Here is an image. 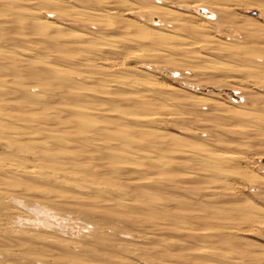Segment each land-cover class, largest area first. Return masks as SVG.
<instances>
[{"label": "rangeland", "instance_id": "rangeland-1", "mask_svg": "<svg viewBox=\"0 0 264 264\" xmlns=\"http://www.w3.org/2000/svg\"><path fill=\"white\" fill-rule=\"evenodd\" d=\"M110 1L113 3L115 0H109V2ZM120 1L121 0L118 2ZM88 2L89 1H86L82 5L88 6V8L98 7L96 2H92L93 5L90 3L88 4ZM109 2L108 5L105 6L108 7H104V10L112 11L115 14L113 17L114 19L110 18L109 23H112L109 24L110 28L114 27L116 24L119 28L125 30L126 33L121 30L116 31L118 27L104 30L101 28L102 26H100L99 23L96 25H86L85 22L81 23L78 21V23L73 19H62V16L65 17V14H68V12L64 14V10L66 9H57L55 6H51L48 2V5L44 6L46 9L44 7L43 10L41 9L44 14H41L39 17L41 19L44 17V20L49 23L61 24L64 30L58 32L59 34L56 32L51 33V38H48L49 35L45 36L42 33H35L37 31L31 28L27 29V31L24 32L25 34L19 32L18 30L19 34H17L16 31L20 24V22L16 19L17 17H14L15 14L13 15L11 13L12 11H8L10 12L8 13L7 10L5 12L6 17L3 16L5 10L4 8H0V10L3 11L2 14L0 12V17H3L0 18V25L1 23H7V25L11 26L9 32L7 33H2L3 31L1 30L0 52L3 51L2 49L5 51L10 50L11 52L16 51L18 53L19 51H24L28 46L18 42L16 40L18 39L17 37L26 39L29 41V43H33L31 46H40L38 45V42L43 41V39H54L55 41L59 40V46H68L69 44L70 46L67 48L70 51H79V48H76V50L75 47H71L73 45L72 40L75 38L77 39L79 34L82 36L87 31L94 33L102 31L105 35L102 34V32L99 35L104 36L105 39L125 40L131 36V38L135 37V39H143L142 41L144 44L142 45L149 46L150 49H156L158 52L166 54V57L164 56L163 58H156L153 60L149 59L150 61L147 59L140 61V59L131 58V54L116 55L107 49L103 51V55L98 56L102 60L100 58V60H96V64L99 67H106L104 69L108 71L109 75L112 74L116 77H120L122 75L120 77L121 79L128 78L129 75L132 78L133 75V78L142 83L152 84V86H150L151 88L144 87L143 89H139V91L142 95L145 94L144 92L148 93L151 96L150 99L152 98L151 100L154 101V104H161L159 106L156 105V108H153L155 112L153 110L151 111L152 113H156L158 116L156 122L147 123V120H145L144 116H140L146 112L135 111L136 108L134 110L130 103L129 106L128 103H126V100H122L126 96L124 94L128 92L130 93L131 90L117 89L115 87L109 89L112 91V93L114 92V95L116 94L115 96L111 95L114 99H110V97H96L95 99L98 100L96 103L97 105L106 104L105 106H108L110 104L108 107L111 106L112 108L114 107L115 110L118 109L117 111H114V115L116 118L121 116V119L113 118L114 120H112V123V121H105L106 119L101 118V116L92 115L93 118L90 116V120L91 122L92 120L95 122H93V124H97L98 127L106 130L107 135L102 133L99 134V136H95V138L98 137L99 139H104L105 142L108 138V143L111 141V148H113V150L118 151L117 149L121 148L120 151H125L127 148L125 146L119 148V142L117 143L118 145L115 144L117 141H114L113 143L115 136H117L115 138L117 140L126 137L131 138L133 134L134 136H132V138L134 137V141L138 140L140 142V144L135 145L133 148H140L138 150L147 151V149L149 150L152 147V149L160 151L161 153H159L163 157V161L169 162L167 164L168 167H166L163 172L156 171L157 173L159 172L163 175H153L154 179L152 180L153 182L151 181V185L154 184V186H146L145 189L147 191V195L145 196L143 194H137L138 192L134 193L135 190L132 188L129 182L127 184L128 180H124L126 177L123 178L120 175H115L114 171L111 169L112 166L110 167L111 164H104V160L106 158L103 160V163L100 161L99 164L97 161L99 157H95L97 158V162L95 164H91L92 161L88 159L86 161L85 159H80L78 166H66V168L68 167L67 169L69 170V173H66V175L63 174L65 177L59 174L62 178L58 176L53 179V182L44 181L41 178L32 177V175L24 173L23 175L20 174L19 177H15L14 180L12 178H3L0 176V182L2 184L6 183V186L8 185V189L5 187V185L3 187L4 189L11 191L10 193L13 195L12 198L14 202V204L12 202L14 205L13 209L6 207L9 200L7 202L6 200H2L3 202L0 201V264H41L37 259L41 258V260H43V257L44 259L49 257L50 259L47 260H49L50 264L55 263V261H58V264H71L67 261L69 259L67 254L71 252L72 255L85 260V263H90L93 260L95 264L99 261L100 264H118V262L119 264H123L126 262V259L128 260V263L126 264H129V262L132 264H264V212L261 213L260 211L259 213L258 211L256 212L257 214H255V212H253L255 210H247L245 208L244 209L246 211L243 212V214L240 212H228L230 211L229 208L234 206H240L241 208L247 206L248 208L249 205L264 210V0H123L122 5L120 4L121 2L118 3L116 1L118 5L120 4L118 7L115 4L116 2L113 4ZM1 4L2 3H0V5ZM3 4L5 3L3 2ZM3 4L0 7H2ZM80 4L81 3H79V5ZM110 5H112V7H110ZM73 8L79 9L80 6L78 8L77 2H70L68 10L66 11H69ZM158 8L163 9L160 10ZM15 9H17V7ZM141 9H144L143 11L145 12H141ZM146 11H148L149 15L144 14L147 13ZM138 12L143 13L145 16ZM157 12L162 17H159ZM36 18L39 19L38 16H36ZM130 21L133 22L130 23ZM134 23L142 26H139V28L141 27L143 29L145 27L146 31H149V33H147L145 30V33H143V31L142 33L144 36L147 35V37L149 36L151 39L147 38L149 40H146L143 38L144 36H141L140 38L136 26L134 27L136 28V31L135 29H131V27H124L126 26L124 24H127L128 26H134ZM181 23L184 24V26H182ZM186 24L188 25L185 27ZM156 31H159L165 35L169 34L170 36L173 34L175 35L173 37L178 36L177 38L180 37L184 39L186 44L190 48L194 49H190V52L188 53L189 55L186 54L185 57L184 55L178 54L173 50L165 48L163 45H158L156 42H154V40H152V34H154ZM68 33L71 36H69ZM38 34H41L42 36L38 37ZM67 37L70 38L71 44L69 43V39ZM175 43L178 42H174L173 44L175 45ZM201 44L205 46L199 48ZM132 46L133 45L129 46L131 48L128 49L135 50L136 47L133 46L134 48H132ZM44 51L42 50L39 52L40 55H45L47 53ZM65 53L66 52H63V54L61 52H54V54H60L63 57ZM68 54L69 53H66V55ZM125 55L129 56L125 57ZM172 57L177 58L173 59ZM107 58L113 59L114 61L117 59L121 64L125 62V69L116 70L115 66L111 64L112 61H109L108 63L110 66L102 65L107 64L104 63V60ZM182 58L191 60L192 62H186L185 65H176L177 60ZM166 59L168 61H166ZM169 61L171 62L170 64ZM59 62L60 61H58L56 64ZM6 64L7 66L3 65L4 71L2 70V66L0 67V88L3 90L5 89L8 95H0V106H3L2 108L0 107V114H3L2 112L5 108L4 111H7L5 115L13 114L12 116L14 119L10 116L11 119L9 118V120V116H5L3 114L5 118L1 121L5 126L7 125L8 127L5 128L6 132L0 131V158H12L10 157L11 153L12 155L15 153L14 155L19 156V158H13L15 161H12V163L18 168L20 166V170H43L42 166L44 169H47V167L50 168V166L52 167L55 164L54 169H47V172H51L49 176H53L52 173H55V170L62 168L60 167V162H62L61 158L60 161L57 160L58 162H56V160L54 161L53 157L49 158V156H47L49 160L48 162L46 156H43L41 153L42 150H39V147L35 149V147L32 146L29 141H21L24 146L22 144L21 146L19 145L16 151L15 147H9V143H11L9 140L11 139L10 137L17 135L15 133L17 131L19 135L26 133L27 130L24 131V127L32 125V123L35 125L36 122L34 121L40 116L45 118L41 115V112L43 115L45 114L43 112L45 109L44 107L40 106V103L42 104V101L46 99L47 94L45 89H55L54 84L52 82L49 86L38 85L37 87H34L33 85L37 84H35V82L32 80L30 81L29 77V79L27 78V72L22 74V68V71L20 70V67L16 70L14 66H9L11 62L10 64L6 62ZM12 64L15 65L14 63ZM59 64H62V62ZM63 64L68 65L67 63ZM242 66L244 67L242 68ZM230 67H233V70L236 71V73L233 72V70H231L232 68ZM246 67L248 68L246 69ZM12 68L14 69L15 74ZM82 68H80V70H84L83 72H86V68L83 70ZM255 68L260 70V73L259 71H256L257 69ZM236 69H239L240 71ZM252 71L254 75L252 74ZM255 71L256 73L258 72V75L255 73ZM16 73L19 74L16 76ZM113 77L114 76H111V78ZM116 77L113 79H116ZM145 80H147V82ZM86 84L88 88L92 87L91 90H97V87H99L95 82L94 84L92 82ZM169 86L175 88L176 91H168L167 88ZM14 88L17 89L15 90ZM139 91H134L133 94H140ZM96 92L93 91L92 93ZM119 94L124 96L121 97ZM116 96H118L119 99ZM18 102L20 103V108H25L23 109L25 111L26 108H29L30 110L33 108H31V104H33V106L35 105V107L31 110V112H24L19 108V106H17L19 105ZM12 104H15L16 106ZM24 104L28 105L25 106ZM13 107L15 109H13ZM222 109H224V111H228L230 114L228 112H220ZM147 112L148 114L151 113L149 111ZM46 113L47 114H45V116H48H46V122L50 123L53 120L48 119L51 116L49 117L48 111H46ZM131 113L137 116L129 117ZM21 114H23L22 116L24 117H22ZM28 114H31L35 118ZM18 115L21 117H18ZM55 117L58 119L57 115L52 117V119ZM122 117L124 119H122ZM5 119L7 121H5ZM16 119H20V121H17ZM117 121L120 122V124H118ZM105 122H107V124L112 123L113 126L115 125L114 127L116 129L114 128V130L112 128V124L110 127L105 125ZM51 123L53 124V122ZM52 128H54L53 125ZM137 128H144V130L149 129L147 131H152L150 133L144 132L142 134L139 132L138 134H135L134 132H136L135 129ZM111 129L114 131L112 132ZM12 131L14 132L11 133ZM154 132H158L157 135ZM74 133L72 132L70 134L63 135L67 139L65 140L66 147H64L63 150L66 153L68 152L67 154H63L67 155V157L65 156L66 159L71 158L69 156H72V158L75 156V152L67 147L73 146L75 143L77 144L78 141L80 143L84 141V139H81L80 136L77 135L79 134L78 132H76L77 136ZM151 133L155 136L154 138L162 136L163 138H159V140H157V138L155 140L153 137H151ZM139 134L143 136H140ZM145 134L147 136H144ZM242 134H250L251 136L249 135L246 137L247 135L244 136ZM177 149L180 151L187 150L186 152L188 153L189 151L191 152V150L202 151L201 149H203L205 151L206 149L205 152L210 154H216V152L218 153L224 151L228 152L227 154H231L232 152L229 151H236L235 154L234 152L232 154L233 156H236L238 161H235L231 164V168L229 169H231L232 174H230L231 176L227 180L229 188L233 193H235L234 196H224L223 198L218 196L215 197L213 196L215 193L212 194L210 193L211 191L206 193L202 191L197 195L193 194L195 191L192 190L201 188L203 189V187H212L217 190L218 187H222V184H218L220 183L218 181L222 179L216 177L218 175L205 173L202 175V179L200 178V180L195 181V185L193 187V183L190 182L191 179L189 180L186 178L185 173H196L199 171L198 168H200V166H198L196 162H191V157L189 155H184L181 152L180 154L179 152L176 153L175 151ZM94 151L93 152L98 156L100 155L99 152L102 154L101 150ZM33 154H36V157L33 156ZM236 154L241 156H239L240 159ZM100 156L101 158H99V160L105 157L104 154ZM94 161L92 163H94ZM133 161L134 160H132V162ZM138 162H136V164ZM176 163L181 164L179 166ZM139 164L140 166L138 167L137 165L134 166V163H132V165L130 164L131 167L128 164V168L127 165H125L127 170L132 169V171H136L138 173L137 175H133L134 177L131 176V179H136V177H152L143 174L142 170H140L144 169L141 167L143 164L142 161H140ZM96 167L97 169L101 170L99 171L96 169L95 171ZM101 172L103 173L104 177L101 175ZM156 172L154 174H156ZM119 177L120 179L117 180ZM83 178L84 181L80 180ZM161 178L163 180L164 178L168 180V184L169 181H173L174 178L175 181H179L178 183L181 182V192L178 193L180 190L178 192L174 190L172 191L165 180L161 184L160 182L156 184V182L160 181ZM5 179L8 180L5 181ZM89 184L91 186L93 185L96 187H101V189L105 190L107 195H105L104 198H108L107 200L109 202L103 203V205L100 203L99 205L98 202L99 199H101V195L96 191H86L82 188L83 185L89 186ZM127 186H129V188ZM187 186L191 188L188 194L187 192L185 193L182 191V189L188 188ZM122 190L130 191V198H134L133 202L130 203L133 205V208L125 210L118 207L114 208L112 206L115 205V203L121 202L118 193ZM202 194L204 196H202ZM137 195L138 198H136ZM142 195L143 198H141ZM177 195L179 197H177ZM194 196H197L198 198H195ZM206 196H211L209 197V199L211 198V201L208 200V202H206L205 200L208 199ZM217 198L218 200H216ZM174 200H180V202L183 201L185 204V201H190L193 204L191 203V205L189 204L190 207L189 205L186 207V205H181V203L178 201L180 206H177L176 208V204L178 205L179 203L175 202ZM216 201L217 203H215ZM41 204L51 205L52 207L50 206V208L53 209L55 207V211H57L56 213L62 214L61 218L54 219L50 216L38 213L37 209L39 207L37 208V206ZM206 206L209 207L207 208ZM200 208L201 210H199ZM39 209L42 210L41 207ZM204 209L206 213H204ZM218 209H224L225 214L228 215L226 216L224 214L223 216H220L223 221H221L219 218L218 221H216L217 219L215 220V217L211 216V212ZM121 210L125 211L126 213L122 212ZM191 210H194L193 212H195V214L203 213L202 216H204V214H208L211 211L209 213L210 217L205 215L206 218L204 217V220L202 218L203 221H197V223H199L198 226L209 229L207 235L198 233L200 235L188 236L187 234L180 231L179 228L181 225L179 226L176 222L173 223L172 221H168L171 216H175L178 212L179 215L184 211L192 212ZM249 211H252V213ZM246 212L248 214H246ZM231 214L234 215L233 217L235 218L230 216ZM239 214L242 215L239 216ZM178 215H176V217H178ZM247 217L251 218V220L249 221V218L247 219ZM152 218L157 219L155 220ZM211 218L213 220H211ZM225 218L227 219L226 221ZM229 218L233 219L230 220ZM237 218H239V220ZM254 219L256 221L263 222L262 224L260 222H252ZM234 220H236L237 224ZM217 222H221V224L227 223L228 225L232 223L231 225L235 226L236 229H239L237 230L238 234L235 233L233 236H227L228 238L231 237L228 240L224 235V238H226L224 239L223 235H220V226H227V224L218 225ZM194 225L196 227L197 224ZM96 229H100V233L98 232L95 234ZM236 229L234 230L235 232ZM214 234L218 236L216 237ZM235 236L237 239H233ZM107 247L108 250L106 249ZM110 254L111 257L114 254V257H112L113 259L110 258ZM120 256H123L122 259ZM63 257L66 259H63ZM88 258H90V261ZM115 258H117V260L120 258L122 263L120 260L117 261Z\"/></svg>", "mask_w": 264, "mask_h": 264}, {"label": "bare ground", "instance_id": "bare-ground-1", "mask_svg": "<svg viewBox=\"0 0 264 264\" xmlns=\"http://www.w3.org/2000/svg\"><path fill=\"white\" fill-rule=\"evenodd\" d=\"M86 1H89L88 2V4L90 3V4H92L93 5V3L92 2H96L97 3V5H98V7L97 8H88V6H85V5H82V4H84ZM118 2L119 0H115V1H113V3L114 2ZM211 1V0H210ZM257 1V0H256ZM3 2L5 3V4H3ZM49 2V4L51 5V6H55L57 9H61V10H64V9H66V10H68V6H69V4H70V2H73V3H75V2H77L78 3V8H79V6H80V8L79 9H71V10H69V11H66V10H64V14L65 13H67L68 12V14H65V17H63L62 16V19L64 18V19H66V18H69V19H73L74 21H80L81 23H84L85 22V24L86 25H92V24H94V25H96L97 23H99V25L100 26H102L101 28H103L104 30H108L109 28H110V26H109V24H112V23H109L110 22V18H112V19H114L113 17H114V13L112 12V11H105L104 10V7L106 6V5H108V2H109V0H92V1H90V0H50V1H48V0H5V1H1L0 0V3H2L3 4V6L2 7H0V8H4V13L6 12V10H7V12L8 11H12L11 13L14 15L15 14V16L14 17H17L16 19L20 22V24H19V26H18V29H17V34H19L18 33V30H19V32H21V33H24L25 31H27V29H35V31H37V32H35V33H42V34H44L45 36H47V35H49L48 36V38H51L52 36H50V34L51 33H58V32H61L62 30H64V28H63V26L61 25V24H56V23H49V22H47L46 20H44V17L41 19L39 16L41 15V14H44V12H42L41 11V9L43 10V7L44 6H46V5H48L47 3ZM115 3L116 4V6L118 7L120 4L122 5V2H123V0H121L120 2H118V3H120L119 5H118V3ZM209 2V1H208ZM254 2V1H253ZM79 3H81L80 5H79ZM109 3H112V1H110ZM112 3V4H113ZM199 3V2H198ZM264 3V2H263ZM1 4V5H2ZM124 4V3H123ZM0 5V6H1ZM209 5V4H208ZM261 5V4H260ZM115 6V7H116ZM17 7V9H15ZM108 7V6H107ZM107 7H105V8H107ZM110 7H112V5H110ZM197 7V6H196ZM45 8V7H44ZM76 8V7H75ZM157 8V7H156ZM15 9V10H14ZM46 9V8H45ZM103 9V10H102ZM116 9V8H115ZM158 9H160V10H162L163 8H158ZM203 9V8H202ZM3 10V9H2ZM50 10V9H49ZM109 10V9H108ZM111 10H112V8H111ZM144 9H141L140 11L142 12ZM52 11V10H51ZM134 11V10H133ZM158 11V10H157ZM164 11H165V8H164ZM0 12H1V14L3 13V11H1L0 10ZM10 12H8V13H10ZM50 12V11H49ZM141 12H138V13H141ZM143 12H145V11H143ZM147 13H144L145 15L147 14V15H149L148 14V11H146ZM152 12H153V10H152ZM156 12V11H155ZM159 12V11H158ZM157 12V13H158ZM166 12H168V11H166ZM169 12H171V11H169ZM4 13H3V16H5L6 17V13H5V15H4ZM133 13H135V12H133ZM137 13V12H136ZM149 13H150V10H149ZM154 13V12H153ZM152 13V14H153ZM162 13V12H161ZM164 13V12H163ZM173 13V12H172ZM143 16H145L143 13H141ZM174 14V13H173ZM176 14V13H175ZM223 14V13H222ZM154 15V14H153ZM152 15V16H153ZM157 15H159V17L161 16L159 13L157 14ZM36 16H38V18L39 19H37L36 18ZM43 16V15H42ZM162 17V16H161ZM164 17V16H163ZM184 17H186V16H184ZM189 17V16H188ZM0 18H3V17H0ZM8 19V18H7ZM6 19V20H7ZM144 19V18H143ZM180 20V19H179ZM114 21V20H113ZM112 21V22H113ZM1 22H2V20H1ZM17 22V21H16ZM133 22V21H132ZM131 21H130V23H132ZM168 22V21H167ZM10 23V22H9ZM79 23V22H78ZM113 23H115V22H113ZM16 24V23H15ZM178 24V23H177ZM182 24V23H181ZM124 25H126V26H124V27H131V29H135V31H136V28L138 29L137 31L139 32L138 34L140 35V38H141V36H144L143 35V33H145L144 32V30L146 31V28L144 27L143 29L141 28L142 26L141 25H138L137 23L135 24H133L134 26H132V25H130V26H128L127 24H124ZM138 25V26H137ZM180 25V24H179ZM188 24H186L185 25V27L187 26ZM84 26V25H83ZM122 26H123V24H122ZM136 26V28H134ZM139 26H141L140 28H139ZM164 26V25H163ZM181 26V25H180ZM182 26H184V24H182ZM10 27L11 26H9V25H7V23L5 24H3V23H1V25H0V33L2 32V33H7V32H9V29H10ZM85 27V26H84ZM115 27H118L116 24H115V26L114 27H111V28H115ZM174 27H176V26H174ZM101 28H100V30H101ZM110 28V29H111ZM180 28V27H179ZM98 29V28H97ZM167 29V28H166ZM181 29V28H180ZM2 30V31H1ZM96 30V29H95ZM119 31V30H121V31H123V32H125V30H122L121 28H117L116 29V31ZM148 30V29H147ZM142 31H143V33H142ZM152 31V30H151ZM195 31V30H194ZM14 32H15V30H14ZM102 32V31H101ZM101 32H96V33H94V32H91V31H87V32H85V34H83L82 36H80V34L78 35V38L76 39L75 37V39L74 40H72V43H73V45L71 46L72 48L73 47H75V49L77 48H79V51H70L67 47L68 46H70L69 44H68V46H59L58 45V42H59V40H46V39H43V37H45V36H43L42 37V39H43V41H39L38 42V45H40V46H31V44H33V43H29V41L28 40H26V39H23V38H19V37H17L18 39H16L18 42H20V43H23L24 45H26V46H28L24 51L22 50V52L21 51H19V53L18 52H16V51H5L4 49H2L3 51L2 52H0V67L2 66V70H3V68H4V66L3 65H6L7 66V64H6V62L7 63H9L10 64V62H11V64L12 63H14L15 65H13L12 64V66H11V64L9 65L10 67H15L16 68V70H17V68H19L20 67V70H21V68H22V74H24V73H26V74H28V76H27V78L29 77L30 78V81L32 80V81H34L35 82V84H37V85H33L34 87H37L38 85H46V86H49L50 85V83H52L53 82V84H54V87H55V89H53V88H49V89H45L46 90V94H47V96H46V99L44 100V101H42V100H40V101H42V104L40 103V106L41 107H44V109H45V111H43L45 114H47L46 113V111H48L49 113V117L50 118H48V119H50V120H53V121H51V122H53V124L50 122V123H48V122H46V118L48 117L47 115V117L45 116V114L43 115V113L41 112V115L42 116H44L45 118H42L40 115V117L38 118V117H36V118H38V119H36L34 122H36V124L34 125L33 123H32V125H28L27 127H26V129H25V127H24V131H26L27 130V132L26 133H24V134H20L19 135V133H18V131L17 132H15L17 135L16 136H12V137H10L9 139V141L11 142V143H9V147H15V149H16V151H17V147L20 145L21 146V141H29L30 142V144L32 145V146H34L35 147V149L36 148H38L39 150H42L41 151V153L43 154V156H46V159L48 160V158H47V156H49V158H51V157H53V159H54V161L56 160V162H58L57 160H59L60 161V158L62 159V162H60V167H62V168H60L59 170H58V172H57V170H55L56 172L55 173H52V175L53 176H49L50 175V173L51 172H47L50 168H53L54 169V165L51 167L50 166V168L49 167H47V169L45 168H43V166H42V169L43 170H36V169H31V170H20L19 168H20V166H19V168L18 167H16L15 165H13V163H12V161H15L14 159L15 158H19V156H16V155H12V153H11V156H10V154H9V156L10 157H12V158H8V159H1L0 158V176H2L3 178H12L13 180H14V178L15 177H19V175L21 174V175H23V173L24 174H29V175H32V177H37V178H41V179H43L44 181H48V182H53V179L54 178H56V177H61L60 175H66V173H69V170L66 168V166H74V167H76V166H78L79 165V161H80V159H85V161L88 159V160H90V161H94V163H92L91 162V164H95L97 161L99 162V164H100V161L103 163V160H104V164H106V163H108V165L109 164H111L110 165V167H111V169L114 171V174L115 175H117V176H121V177H126V178H124V180L126 179V180H128L127 181V184H128V182H129V184L132 186V188L135 190L134 191V193L135 192H138L137 194H143L144 196L145 195H147L146 193H147V191H146V186H149V185H151V183L153 182L152 180L154 179L153 178V175L154 176H160V175H163V174H160L159 172L161 171V172H163V170H165V168L166 167H168L167 166V164L169 163V162H164L163 161V157L161 156V152L160 151H158V150H154V149H152V147L148 150L147 149V151H142V150H138V149H140V148H138V149H135V148H133L135 145H138V144H140V142L138 141H134V137L132 138V136H134L133 134H132V136H131V138L130 137H126V138H120V139H115L117 136H115V138H114V140H113V143H114V141H117L115 144H117L118 142V144H120L119 145V148L120 147H127L126 148V150L125 151H120V149H117L115 146V148L118 150V151H116V150H113V148H111V141H109V143H108V138L106 139V142H105V140L104 139H99L98 137L97 138H95V136H99V134H102V133H105L106 134V130L105 129H102V128H100V127H98V125L97 124H93V120H92V122H91V120H90V116L92 117V115H98V116H101V118H104V119H106L105 121H112V120H114L113 118H116V116L114 115V111H117L118 109H116L115 110V108L113 107H108V106H105L104 104H101V105H97L96 103L98 102V100H96L95 98L96 97H110V99L112 98V96H115L113 93H112V91H110L109 89L110 88H119V89H124V90H131L130 91V93L128 92V93H126V94H124V95H126L125 96V98H123L122 100H126V103H128V105H129V103L133 106V108H134V110H135V108H136V110L135 111H144V112H146V113H143V114H141L140 116H144V118H145V120H147V123L148 122H151V123H154V122H156V119L158 118V116H157V114L156 113H152L151 111L153 110V108L155 107L156 108V105L157 104H154V101L153 100H151L150 99V95L148 94V93H146V92H144L145 94H141V92L139 91V89H143L144 87L145 88H147V87H150V86H152V84L150 83V84H148V83H142V82H140V81H138L137 79H135V78H133V75H132V78L130 77V75L128 76V78H120L119 76H117L118 78H120V79H118L115 75H109L108 74V71L107 70H105L104 68H106V67H99L97 64H96V60L98 61V59L100 58V57H98L99 55H103L102 53H103V51H105V50H107V49H109L110 50V52L112 51L114 54H116V55H124V54H131L130 56H131V58H133V59H140V61L142 60V61H144V60H148V61H150L149 59H151V60H153V59H158V58H163L164 56L166 57V54H164V53H162V52H158V50H156V49H150L149 48V46H146V45H142V44H144L143 43V39L142 40H139V39H135V37L134 38H131V36H129L130 38H128V39H125V40H108V39H105L104 38V36H102V35H99ZM128 32V31H127ZM147 33H149V31H146ZM165 32H167V31H165ZM84 33V32H83ZM126 33V32H125ZM25 34V33H24ZM59 34V33H58ZM76 34V33H75ZM102 34H104L103 32H102ZM137 34V33H136ZM152 34V33H151ZM168 34V33H167ZM178 34H180V33H178ZM12 35V34H11ZM15 35V34H14ZM13 35V36H14ZM39 35V34H38ZM68 35H69V33H68ZM105 35V34H104ZM149 35V34H148ZM18 36V35H17ZM40 36H42L41 34L38 36V37H40ZM69 36H71V35H69ZM152 40H154V42H156L158 45L160 44V45H163L165 48H167V49H169V50H173V51H175L176 53H178V54H181V55H186V54H188L189 52H190V49H194V48H190L187 44H186V41L184 40V39H182V38H177L178 36H176V37H173V36H175V35H173L172 34V36H170L169 34L168 35H165V34H163V33H160L159 31H156L154 34H152ZM204 36V35H203ZM224 36V35H223ZM35 37V36H34ZM38 37H36V38H38ZM256 37V36H255ZM62 38H64V37H62ZM61 38V39H62ZM68 38V37H67ZM109 38V37H108ZM143 38H145L146 40H149V39H151V38H149V36L147 37V35L146 36H144ZM147 38H149V39H147ZM200 38V37H199ZM41 39V40H42ZM66 39V38H65ZM69 39V43L71 42L70 41V38H68ZM110 39V38H109ZM135 39V40H134ZM62 40H64V39H62ZM27 41V42H26ZM31 41V40H30ZM67 41V40H66ZM4 42V41H3ZM144 42H146V41H144ZM150 42V41H149ZM159 42V43H158ZM174 42H178V43H175V45L173 44ZM63 44V43H62ZM71 44V43H70ZM131 45H133V46H135L136 47V49L135 50H132V49H128V48H131V47H129V46H131ZM255 45V44H254ZM1 46V45H0ZM132 46V48H134ZM199 46V45H198ZM205 45H200L199 46V48H201V47H204ZM161 48V47H160ZM76 49V50H77ZM229 49V48H228ZM46 51L47 53L45 54V55H40V53L39 52H41V51ZM215 50V49H214ZM219 50V49H218ZM44 51V52H45ZM81 51V52H80ZM231 51V50H230ZM26 52V53H25ZM43 52V53H44ZM54 52H61L62 54H63V52H66V53H69L68 55H66V53H65V55H64V57L63 56H61L60 54H54ZM131 52V53H130ZM22 53H24V54H22ZM53 53V54H52ZM254 54V53H253ZM20 55H22V56H20ZM75 55V56H74ZM128 55V56H129ZM189 55V54H188ZM222 55V54H221ZM233 55V54H232ZM128 56H126L125 55V57H128ZM98 57V58H97ZM186 57V56H185ZM67 58V59H66ZM110 58V57H109ZM117 58V57H116ZM130 58V57H129ZM128 58V59H129ZM173 59H176L177 57H172ZM199 58V57H198ZM101 59V58H100ZM99 59V60H100ZM171 59V58H170ZM196 59V58H195ZM102 60V59H101ZM104 60V59H103ZM116 61H114L113 59H105L104 60V63H107V64H102V65H105V66H110L108 63H109V61H112L111 62V64H113L114 66H115V68H116V70H122V69H125V66H124V63H120V62H118V60L117 59H115ZM194 60V59H193ZM246 60V59H245ZM10 61V62H9ZM58 61H60V62H62V64H56ZM107 61V62H106ZM166 61H168L167 59H166ZM166 61H164V62H166ZM171 61H172V59H171ZM175 61V60H174ZM173 61V62H174ZM191 60H187V59H180V60H177V63H176V61H175V63H176V65H185L186 64V62H190ZM249 61V60H248ZM173 62H172V64H173ZM192 62V61H191ZM195 62V61H194ZM252 62H254V61H252ZM63 63H67L68 65H64ZM120 63V64H119ZM144 63V62H143ZM146 63V62H145ZM171 62L169 61V64H170ZM178 63H180V64H178ZM255 63V62H254ZM24 65H26V66H24ZM252 65H253V63H252ZM79 66H80V68H82V70L83 69H85V71L86 72H83V71H81L80 70V68H79ZM168 66V65H167ZM225 66V65H224ZM229 66V65H228ZM10 67H8V68H10ZM113 67V66H112ZM219 67H221V66H219ZM244 66H242V68H243ZM256 67V66H255ZM230 68H232L231 70H233V67H230ZM238 68V67H237ZM248 67H246V69H247ZM13 69V68H12ZM127 69V68H126ZM227 69V68H226ZM255 69H257V68H255ZM0 70H1V68H0ZM26 70V71H25ZM221 70V69H220ZM236 70H239V69H236ZM244 70V69H243ZM4 71V70H3ZM154 71V70H153ZM226 71H228V70H226ZM230 71V70H229ZM240 71V70H239ZM247 71V70H246ZM256 71H259V73H260V70H256ZM256 71H255V73H256ZM13 72H14V74H15V71H14V69H13ZM233 72H235L236 73V71H234L233 70ZM244 72V71H243ZM242 72V73H243ZM249 72V71H248ZM21 73V72H20ZM120 73V72H119ZM228 73H232V72H228ZM238 73V72H237ZM240 73V72H239ZM249 73H251V72H249ZM19 73H16V76L18 75ZM252 74H253V71H252ZM257 75H258V72L256 73ZM254 75V74H253ZM111 76H114V77H116V79H113V78H111ZM1 77H3V76H1ZM123 77H125V76H123ZM130 77V78H129ZM261 77V76H260ZM4 78V77H3ZM28 78V79H29ZM257 79V78H256ZM261 80V79H260ZM146 82H147V80H145ZM149 81V80H148ZM90 82H92L93 84H94V82L95 83H97L98 84V86L99 87H97V90H91V88L89 87L88 88V86H87V84L86 83H90ZM153 83V82H152ZM96 84V85H97ZM20 85V84H19ZM18 85V86H19ZM17 86V87H18ZM28 86V85H27ZM30 86V85H29ZM151 88V87H150ZM1 89V88H0ZM15 89V88H14ZM17 89V88H16ZM15 89V90H16ZM136 89H138V90H136ZM123 90V91H124ZM167 90L168 91H172V92H175L176 91V89L175 88H172V87H168L167 88ZM96 92V93H92V92ZM134 91H139L140 92V94L139 93H137V94H133V92ZM145 91H149V90H145ZM12 92V91H11ZM26 92H28V91H26ZM59 92V93H58ZM6 93V91H5V89L3 90V89H1L0 90V95L1 96H3V95H8L7 93ZM61 93V94H60ZM28 95H30V94H28ZM112 95V96H111ZM121 94H119V96H120ZM124 95H121V97L122 96H124ZM175 95V94H174ZM11 96V95H10ZM117 98H118V96H116ZM23 98V97H22ZM28 98V97H27ZM35 98V97H34ZM116 98V99H117ZM21 99V98H20ZM25 99V98H24ZM37 99V98H36ZM112 99H114V98H112ZM119 99V98H118ZM193 99V98H192ZM18 100V99H17ZM16 100V101H17ZM28 100H29V98H28ZM35 100V99H34ZM196 100H198V99H196ZM6 102V101H5ZM15 102V101H14ZM20 102V101H19ZM18 102V103H19ZM24 102H26V101H24ZM31 102V101H30ZM21 103V102H20ZM20 103H19V105H17V106H19V108H20ZM26 103H28V102H26ZM156 103V102H155ZM158 103V102H157ZM221 103V102H220ZM235 103V102H234ZM9 104V103H8ZM11 104V103H10ZM4 105V104H3ZM12 105H15V104H12ZM25 106H27L26 104H24ZM30 105V104H29ZM159 105H161V104H159ZM159 105H157V106H159ZM223 105V104H222ZM16 106V105H15ZM31 106V108L33 107H35V105L33 106V104H31L30 105ZM38 106V105H37ZM130 106V105H129ZM1 108L3 107L2 105L0 106ZM8 107V106H7ZM6 107V108H7ZM22 107V106H21ZM162 107H163V105H162ZM167 107V106H166ZM18 108V107H17ZM32 108V109H33ZM38 108V107H37ZM36 108V109H37ZM160 108V107H159ZM5 109V108H4ZM4 109H3V114L5 115V113H7V111L5 112L4 111ZM13 109H15L14 107H13ZM21 109V108H20ZM23 109H25V108H23ZM23 109H21L22 111H24V112H26V111H29V112H31V110L29 109V108H26V111L25 110H23ZM27 109H29V110H27ZM38 109H40V108H38ZM225 109H226V105H225ZM7 110V109H6ZM19 110V109H18ZM223 110V111H222ZM222 110H220V112H228V111H224V109H222ZM13 111V110H12ZM11 111V112H12ZM51 111V112H50ZM147 111H149V112H151V113H149L148 114V112ZM154 111V110H153ZM205 111V110H204ZM1 112V111H0ZM128 112V111H127ZM155 112V111H154ZM177 112V111H176ZM236 112V111H235ZM40 113V112H39ZM130 113V112H129ZM229 113V112H228ZM238 113V112H237ZM3 114H0V131H2V132H6V127H8L7 125L5 126L4 124H3V122L1 121V120H4V116H3ZM19 114V113H18ZM53 114V115H52ZM225 114H227V113H225ZM225 114H224V116H225ZM230 114V113H229ZM6 115H8V114H6ZM5 115V116H6ZM13 114H9L8 116V119L10 118V116L14 119V117L12 116ZM17 115V114H16ZM23 114H21V116H22ZM27 115V114H26ZM28 115H31V114H28ZM34 115V114H33ZM57 115V117H58V119H56V117L54 118V119H52V117H54V116H56ZM124 115V114H123ZM221 115V114H220ZM222 115H223V113H222ZM15 116V115H14ZM20 115H18V117H19ZM20 116V117H21ZM32 116V115H31ZM38 116V115H37ZM97 116V117H98ZM115 116V117H114ZM132 116H137V115H133L132 113L129 115V117H132ZM22 117H24V116H22ZM32 117H34V116H32ZM96 117V118H97ZM118 117V116H117ZM121 117V116H120ZM119 117V118H120ZM217 117V116H216ZM35 118V117H34ZM93 118V117H92ZM91 118V119H92ZM119 118H116V119H119ZM190 118V117H189ZM264 118V117H263ZM11 119V118H10ZM9 119V120H10ZM12 119V120H13ZM18 119V118H17ZM16 119V120H17ZM55 119H56V121H55ZM121 119V118H120ZM122 119H124L123 117H122ZM142 119V118H141ZM140 119V120H141ZM231 119V118H230ZM229 119V120H230ZM25 120V119H24ZM30 120V119H29ZM44 120V121H43ZM159 120V119H158ZM234 120V119H233ZM5 121H7L6 119H5ZM15 121V120H14ZM17 121H20V119L19 120H17ZM49 121V120H48ZM120 121V120H119ZM235 121V120H234ZM258 121V120H257ZM30 122V121H29ZM100 122V121H99ZM104 122V121H103ZM107 122H105L106 124L105 125H107V126H109L110 127V125L113 123V121H112V123H108L107 124ZM118 122V121H117ZM121 122V121H120ZM120 122H118V124H120ZM124 122V121H123ZM95 123V122H94ZM122 123V122H121ZM103 124V123H102ZM101 124V125H102ZM52 125H53V127L54 128H52ZM97 125V126H96ZM104 125V124H103ZM10 126V125H9ZM15 126V125H14ZM100 126V125H99ZM112 126V128L114 129L115 127V125L113 126V124L111 125ZM119 126V125H118ZM121 126V125H120ZM216 126V125H215ZM104 127V126H103ZM108 127V128H109ZM238 127V126H237ZM19 128V127H18ZM12 129V128H11ZM111 129L112 130V132L116 129ZM221 129V128H220ZM51 131V133H50V131ZM78 132L79 134H77L76 132ZM109 130V129H108ZM147 130H149V129H146V130H144V128H142V129H139V128H137V129H135V131L136 132H134L135 134H138L139 132L140 133H146V132H148V133H150L151 131H147ZM247 130V129H246ZM10 131V130H9ZM232 131V130H231ZM234 131V130H233ZM249 131V130H248ZM247 131V132H248ZM256 131V130H255ZM14 131H12L11 133H13ZM20 132H21V130H20ZM63 132H64V134H63ZM74 133L75 135L77 134V135H79L80 136V138L81 139H84V141L83 142H79L78 141V139H77V137H76V139H77V144L75 143L73 146H68L67 148H70V149H72L74 152H75V156L72 158V156H69V154H68V156L69 157H71V158H69V159H66V157H67V155H63V154H65L66 152L65 151H63L64 150V147H66V142H65V140H67L66 139V137H64L63 135H65V134H70V133ZM109 132V131H108ZM111 132V133H112ZM155 133V132H154ZM157 133L158 132H156L155 134L157 135ZM250 133V132H249ZM61 134V135H60ZM81 134H82V136H83V138H82V136H81ZM114 134V133H113ZM116 134V133H115ZM152 134V133H151ZM150 134V135H151ZM245 134V133H244ZM244 134H242V135H244ZM12 135V134H11ZM76 135V136H77ZM107 135V134H106ZM111 135V134H110ZM140 136H143V135H141V134H139ZM150 135H148V136H150ZM153 135V134H152ZM151 135V137H153V139H157V140H159V138L160 139H162L163 138V136L162 137H157V138H154L155 136L153 135L152 136ZM247 135V136H246ZM246 135H244V136H246V137H248L249 135L248 134H246ZM261 135V134H260ZM259 135V136H260ZM69 136V135H68ZM102 136V135H101ZM119 136V135H118ZM126 136V135H125ZM138 136V135H137ZM144 136H147L146 134L144 135ZM251 136V135H250ZM73 137V136H72ZM121 137V136H120ZM124 137V136H123ZM256 137V136H255ZM75 138V137H74ZM101 138H104V137H101ZM258 138V137H257ZM262 138V137H261ZM260 138V139H261ZM76 139H74V140H76ZM245 139V138H244ZM254 139V138H253ZM264 139V138H263ZM8 140V139H7ZM136 140V139H135ZM242 140H243V138H242ZM143 141V140H142ZM245 141H246V139H245ZM263 142H264V140H263ZM26 143V142H25ZM28 143V142H27ZM142 143V142H141ZM262 143V142H261ZM117 144V145H118ZM23 145V144H22ZM113 145V144H112ZM147 145V144H146ZM148 145H150V144H148ZM8 146V145H7ZM24 146V145H23ZM141 146V145H140ZM143 146V145H142ZM236 146V145H235ZM263 146V145H262ZM261 146V147H262ZM33 147V148H34ZM245 147H246V145H245ZM178 148V147H177ZM21 149H22V147H21ZM25 149V148H24ZM156 149V148H155ZM158 149V148H157ZM30 150V149H29ZM66 150V149H65ZM94 150H101L102 151V154H101V152H99L100 153V155H103L104 154V158H102L101 160H99V158H101V156L99 155H96L94 152ZM202 151H193V150H191V152L189 151V153L188 152H186L185 150L184 151H180V150H176L175 152L176 153H178L179 152V154H180V152L182 153V154H184V155H189L190 157H191V162L193 161V162H196L197 164H198V166H200V168H202V169H200V168H198L199 169V171H197V169H196V173H194V172H192V173H194V174H190V173H188V172H186L185 173V177L186 178H188L189 180L191 179V183H193V187H194V183H195V181H198V180H200V178L202 177V175H204L205 173L207 174V173H212V174H214V175H218V176H216V177H218V178H220V179H222V180H220V181H218V182H220V183H218V184H222V187L220 186V187H218V189L216 190L215 188H212V187H203V189L201 188V189H197L198 188V184H197V188H195V189H197L198 190V192H197V190H192V191H195V193L193 192V194H195V195H197L199 192H202V191H204V193H206V192H208V191H211L210 193H215L213 196H218V197H220V198H223L224 196H234V194L235 193H233L232 191H231V189L229 188V186H228V178H230V174H232V171H231V169H229V168H231V164L233 163V162H235V161H238V159L236 158V156H233V152L234 151H229V152H232L231 154H227L228 152H226V151H224V152H216V154L214 153V154H210V153H206L205 151H206V149H205V151L203 150V149H201ZM230 150V149H229ZM235 150V149H234ZM15 151V150H14ZM13 151V152H14ZM22 151V150H21ZM94 151V152H93ZM209 151V150H208ZM11 152V151H10ZM36 152V151H35ZM40 152V151H39ZM160 152V153H159ZM236 152V151H235ZM235 152H234V154H235ZM38 153V152H37ZM68 153V152H67ZM66 153V154H67ZM73 153V152H72ZM175 153V154H176ZM164 154V153H163ZM181 154V155H182ZM96 155V156H95ZM184 155H182V156H184ZM237 155V157L239 158V156H238V154H236ZM33 156H35L36 157V154H33ZM63 156H64V158H63ZM66 156V157H65ZM4 157V156H3ZM34 157V158H35ZM95 157H99L98 158V160H97V158H95ZM241 157V156H240ZM14 158V159H13ZM11 159V160H10ZM21 159V158H20ZM52 159V160H53ZM136 159H140V160H136ZM240 159V158H239ZM97 160V161H96ZM108 160H109V162H108ZM132 160H134L133 162H132ZM168 160V159H167ZM166 160V161H167ZM19 161V160H18ZM131 161V162H130ZM139 161V162H138ZM140 161H142V163L144 164H142L141 165V167L142 168H144V169H140V170H142V173L143 174H145V175H148V176H152V177H148V178H146V177H144V178H139V177H136V179H131V176L132 177H134L133 175H137L138 173L136 172V171H132V169H130V170H127V168L130 166V164L132 165V163H134V166L135 165H137V167L138 166H140ZM48 162H49V160H48ZM84 162V161H83ZM111 162V163H110ZM136 162H138L137 164H136ZM190 162V163H191ZM87 163V162H86ZM57 164V163H56ZM128 164H129V166H128ZM171 164V163H170ZM177 165H179L180 166V164L179 163H176ZM59 165V164H58ZM103 165V164H102ZM107 165V166H108ZM125 165H127V168L125 167ZM171 165H173V164H171ZM192 165V164H191ZM194 165V164H193ZM234 165V164H233ZM100 166V165H99ZM144 166V167H143ZM170 166V165H169ZM109 167V166H108ZM131 167V166H130ZM171 167V166H170ZM176 167H178V166H176ZM203 167H205V168H203ZM89 168V167H88ZM87 168V169H88ZM91 168V167H90ZM99 168V167H98ZM192 168V167H191ZM86 169V170H87ZM92 169V168H91ZM96 169H97V167L95 168V171H96ZM89 170V169H88ZM97 170H99V169H97ZM101 170V169H100ZM99 170V171H100ZM190 170V169H189ZM156 171H159L158 173L156 172ZM91 172V171H90ZM89 172V173H90ZM156 172V174H154ZM191 172V171H190ZM92 173V172H91ZM93 173H94V171H93ZM96 173V172H95ZM102 173V172H101ZM60 174V175H59ZM74 174V173H73ZM63 175V177H65ZM75 175V174H74ZM77 175V174H76ZM103 177H104V175H103V173L101 174ZM114 175V176H115ZM167 175V174H166ZM177 175V174H176ZM99 176V175H98ZM113 176V177H114ZM173 176V175H172ZM175 176V175H174ZM62 178V177H61ZM77 178V177H76ZM116 178V177H115ZM157 178V177H156ZM217 178V179H218ZM118 179H120V177L119 178H117V180ZM162 179V178H161ZM160 179V181H155L156 182V184L157 183H159L160 182V184L165 180L166 181V183L168 184V180H166L165 178H164V180L162 179L161 180ZM175 179V178H174ZM173 179V181L171 180V181H169V186H170V188H171V190L173 191H176V192H178L180 189H181V185H180V183H178L179 181L178 180H174ZM202 179V178H201ZM214 179H215V177H214ZM8 179H5V181H7ZM79 180V179H78ZM80 180H82V181H84V178L83 179H80ZM79 180V181H80ZM109 180V179H108ZM187 180V179H186ZM188 180V181H189ZM219 180V179H218ZM1 181V180H0ZM5 181H3V182H5ZM116 181V180H115ZM152 181V182H151ZM193 181V182H192ZM213 181V180H212ZM90 182V181H89ZM112 182V181H111ZM154 182V183H155ZM173 182V183H172ZM214 182V181H213ZM217 182V181H216ZM58 183V182H57ZM165 183V182H164ZM163 183V184H164ZM171 183V184H170ZM212 183V182H211ZM93 184V183H92ZM167 184H165V185H167ZM5 185V187L7 188L8 187V185L6 186V183L4 184H2L1 182H0V201L1 202H3L2 200H6V202L8 201V205L6 206L7 208L8 207H10V208H13L14 207V202H13V198H12V193H10L11 191H9V190H7V189H4V186ZM82 185V184H81ZM153 186H154V184H152ZM151 185V186H152ZM167 185V186H168ZM162 186V185H161ZM188 186H189V183H188ZM187 186V187H188ZM128 188H129V186H127ZM164 187V186H163ZM84 190H92V192H94V191H96L97 193H99L100 195H101V199H99V205H100V203L103 205V203H108L109 201L107 200V199H105L104 197H105V195H107V192L105 191V190H103V189H101V187H96V186H91L90 184H89V186L87 185V186H84L83 185V187H82ZM131 188V189H132ZM157 188V187H156ZM251 188V187H250ZM131 189H129V190H131ZM132 189V190H133ZM148 189V188H147ZM151 189V188H150ZM185 189V190H184ZM184 189H182V191L183 192H187V194L189 193V190H191V188H184ZM230 190V191H229ZM258 190V189H257ZM256 191V190H255ZM118 192V191H117ZM150 192V191H149ZM181 192V190L178 192V193H180ZM253 192V191H252ZM132 193V192H131ZM175 193V192H174ZM209 193V194H210ZM176 194V193H175ZM143 195H142V197L141 198H143ZM149 195V194H148ZM211 195V194H210ZM61 196V195H60ZM118 196H119V199L121 200V202L120 203H115V205H112L114 208H116V207H118V208H122V209H131V208H133V205L132 204H130L131 202H133V200H134V198H130L131 197V194H130V191H128V190H122L121 192H119L118 193ZM192 196V195H191ZM202 196H204L203 194H202ZM140 197V196H139ZM149 197V196H148ZM177 197H179L178 195H177ZM181 197V196H180ZM195 197V196H194ZM209 197H211V196H209ZM209 197H207L206 196V198H208L207 200H205L206 202H208V200L209 201H211L210 199H209ZM238 197V196H237ZM58 198V197H57ZM61 198H62V196H61ZM136 198H138V195H137V197ZM192 198V197H191ZM195 198H198L197 196L195 197ZM67 199H69V198H67ZM90 199V198H89ZM185 199V198H184ZM228 199V198H227ZM231 199V198H230ZM60 200V199H59ZM136 200V199H135ZM216 200H218V198L216 199ZM232 200V199H231ZM235 200V199H234ZM114 201V200H113ZM175 202H180V200H174ZM173 201V202H174ZM204 201V200H203ZM223 201V200H222ZM248 201V200H247ZM12 202H13V204H12ZM19 202V201H18ZM24 202V201H23ZM22 202V203H23ZM97 202V201H96ZM178 202V203H179ZM186 202V204L183 202V201H181L180 203H181V205L182 204H184V205H186V207L190 204L191 205V203L192 202H190V201H185ZM195 202V201H194ZM219 202V201H218ZM28 203V202H27ZM111 203V202H110ZM180 203L177 205L176 203V208H177V206H180ZM215 203H217V201L215 202ZM223 203V202H222ZM21 204V203H20ZM31 204V203H30ZM39 204V203H38ZM95 204V203H94ZM134 204V203H133ZM193 204V203H192ZM198 204V203H197ZM245 204V203H244ZM22 205V204H21ZM24 205V204H23ZM28 205H29V203H28ZM163 205V204H162ZM174 205V204H173ZM183 205V206H184ZM190 205H189V207H190ZM199 205V204H198ZM206 205V204H205ZM233 205V204H232ZM24 206H26V205H24ZM23 206V207H24ZM50 206L51 205H44V204H41V205H38L37 206V208L39 207H41L42 208V210L41 209H37V211H38V213H41L42 215H46V216H50V217H52V218H54V219H60L61 218V216H62V214L61 213H56L57 211H55V207H54V209L53 208H50ZM71 206V205H70ZM4 207V206H3ZM28 207V206H27ZM34 207V206H33ZM52 207V206H51ZM207 208L209 207V206H206ZM243 207V206H242ZM25 208V207H24ZM165 208V207H164ZM206 208V209H207ZM247 209V210H255V211H253V212H255V214H257L256 212H258L259 211V213H260V211H261V213H263L264 212V210H262V209H259L258 207H253V206H248V208H247V206H244L243 208H241L240 206H234V207H232V208H229V210L230 211H228V212H233V213H242L243 214V212H245L246 210L245 209ZM14 209V208H13ZM35 209V210H36ZM135 209V208H134ZM186 209V208H185ZM198 209V208H197ZM94 210H95V208H94ZM94 210H92V211H94ZM111 210V209H110ZM118 210V209H117ZM195 210V209H194ZM193 210V211H194ZM199 210H201V208L199 209ZM228 210V209H227ZM13 211V210H12ZM122 212H125V211H123V210H121ZM177 211V210H176ZM180 211V210H179ZM192 211V210H191ZM189 212V211H184V212H182V214L180 215H178V213H176V215H178V217H176V215L174 216H171V218H169L168 219V221H172L173 223H178L177 225H181V227L179 228L180 229V231H182L183 233H185V234H187L188 236H194V235H200V234H198V233H201V234H206L207 235V233H208V231H209V229H207V228H201L200 226H198L199 225V223H197V221L199 222V220H202V218H203V220H204V217H205V215L207 216V217H210V212L208 213V214H204V216H202V214L200 215V214H198L197 212V214H195V212ZM203 211V210H202ZM97 212V211H96ZM146 212V211H145ZM248 212V211H247ZM246 212V214H248ZM249 212H251L252 213V211H249ZM10 213V212H9ZM12 213V212H11ZM37 213V212H36ZM126 213V212H125ZM204 213H206L205 212V209H204ZM13 214V213H12ZM40 214V215H41ZM225 214V211H224V209H222V210H220V209H218V210H214V211H212L211 212V216L212 217H215V220L216 221H218V218L221 220V221H223V219H221L220 218V216H223ZM228 214V213H227ZM242 214H239V216L240 215H242ZM264 214V213H263ZM109 215V214H108ZM226 215V214H225ZM252 215V214H251ZM251 215H249V216H251ZM259 215V214H258ZM110 216V215H109ZM151 216V215H150ZM159 216V215H158ZM158 216H156V217H158ZM226 216H228V215H226ZM230 216H234V215H230ZM253 216V215H252ZM251 216V217H252ZM261 216V215H260ZM69 217V216H68ZM131 217V216H130ZM238 217V216H237ZM246 217V216H245ZM257 217V216H256ZM147 218V217H146ZM206 218V217H205ZM233 218H235V217H233ZM232 218V219H233ZM249 217H247V219H248ZM255 218V217H254ZM149 219V218H148ZM152 219H155V218H152ZM157 219V218H156ZM155 219V220H156ZM208 219V218H207ZM230 219V218H229ZM228 219V220H229ZM232 219H230V220H232ZM238 220H239V218H237ZM240 219H241V217H240ZM95 220V219H94ZM162 220V219H161ZM167 220V219H166ZM202 220V221H203ZM208 220H210V219H208ZM211 220H213L212 218H211ZM214 220V221H215ZM219 220V221H220ZM227 219L225 218V221H226ZM229 220V221H230ZM243 220V219H242ZM251 220V218H249V221ZM163 221V220H162ZM165 221V220H164ZM215 221V222H216ZM228 221V222H229ZM235 221V223H236V220H234ZM133 222V221H132ZM201 222V221H200ZM238 222V221H237ZM252 222H260V221H256L255 219H254V221H252ZM263 222V221H262ZM262 222H260L261 224H262ZM218 223V225L220 224V225H222V224H224V223H222L221 224V222L219 223V222H217ZM168 224V223H167ZM194 224H197L196 225V227H195V225ZM225 224H227V223H225ZM224 224V225H225ZM230 224V223H229ZM232 224V223H231ZM228 225L227 224V226H220L221 227V230H220V235H223V238H224V235H225V237L227 238V240L229 239V238H231V237H227V236H233V235H235V233H237V230H239V229H236L235 228V226H233V225ZM237 224V223H236ZM263 224H264V222H263ZM162 225V224H161ZM170 225V224H169ZM194 225V226H193ZM217 225V224H216ZM156 227V226H155ZM162 227H164V226H162ZM176 227V226H175ZM200 227V228H199ZM218 227V226H217ZM247 227V226H246ZM219 228V227H218ZM251 228V227H250ZM220 229V228H219ZM236 229V232L234 231ZM212 230V229H211ZM219 231V230H218ZM100 233V229H96L95 230V234L96 233ZM234 233V234H233ZM102 234V233H101ZM219 234V233H218ZM238 234V233H237ZM236 234V235H237ZM214 235H216V234H214ZM103 236V235H102ZM218 235H216V237H217ZM28 237V236H27ZM33 237V236H32ZM222 237V236H221ZM103 238V237H102ZM222 238V239H223ZM226 238H224V239H226ZM234 238H236V236L235 237H233V239ZM232 239V240H233ZM237 239V238H236ZM39 240V239H38ZM143 240H144V238H143ZM96 241V240H95ZM234 242H235V240H234ZM104 244V243H103ZM166 245V244H165ZM101 246V245H100ZM190 247V246H189ZM125 248V247H124ZM107 250H108V247L106 248ZM105 249V250H106ZM113 249V248H112ZM112 249H111V251H112ZM188 249V248H187ZM77 250V249H76ZM106 250V251H107ZM105 251V252H106ZM109 252V251H108ZM204 252H206V251H204ZM204 252H202V253H204ZM23 253V252H22ZM102 253H104V252H102ZM111 253H113V252H111ZM114 253H115V250H114ZM67 254V253H66ZM78 254V253H77ZM94 254V253H93ZM32 255V254H31ZM37 255V254H36ZM69 255V256H68ZM24 256V255H23ZM58 256V255H57ZM80 256V255H79ZM87 256V255H86ZM104 256V255H103ZM110 256V258H112V257H114V254L112 255V257H111V254L109 255ZM108 256V257H109ZM59 257V256H58ZM61 257V256H60ZM67 257H69V259L67 260L68 261V263H71V264H92V263H94L95 264V262H93V260L89 263L88 261H86V262H88V263H85L84 261L85 260H83L82 258H80V257H77V256H75V255H72V252L71 253H68L67 254ZM115 257H117V256H115ZM121 257V256H120ZM123 257V256H122ZM122 257H121V259H122ZM65 257H63V259H64ZM87 258V257H86ZM47 259H50L49 257L47 258ZM47 259H44V257H43V260H41V258H39V259H37L41 264H50V262H49V260H47ZM52 259L54 260V258L52 257ZM66 259V258H65ZM90 258H88V260H89ZM113 259V258H112ZM116 260H117V258H115ZM118 260H120V258L118 259ZM117 260V261H118ZM61 261V260H60ZM63 261V260H62ZM65 261V260H64ZM90 261V260H89ZM121 261V263H122V260H120ZM126 262H124L123 264H126V263H128V260L126 259L125 260ZM35 262H36V260H35ZM51 262H52V260H51ZM58 261H55V263H52V264H58L57 263ZM98 264H100V261L99 262H97ZM96 263V264H97ZM112 263V262H111ZM106 264V263H105ZM116 264V263H115ZM118 264H119V262H118ZM129 264H132L131 262H129Z\"/></svg>", "mask_w": 264, "mask_h": 264}]
</instances>
